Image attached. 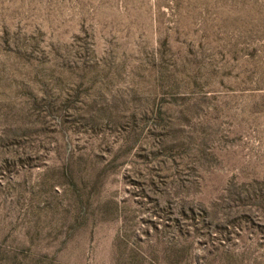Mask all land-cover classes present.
I'll use <instances>...</instances> for the list:
<instances>
[{"label":"rangeland","instance_id":"1","mask_svg":"<svg viewBox=\"0 0 264 264\" xmlns=\"http://www.w3.org/2000/svg\"><path fill=\"white\" fill-rule=\"evenodd\" d=\"M0 264H264V0H0Z\"/></svg>","mask_w":264,"mask_h":264}]
</instances>
